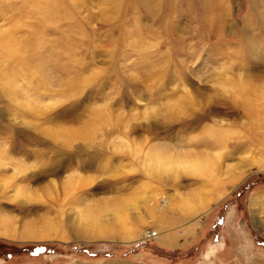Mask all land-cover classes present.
I'll return each mask as SVG.
<instances>
[{"label":"rangeland","instance_id":"obj_1","mask_svg":"<svg viewBox=\"0 0 264 264\" xmlns=\"http://www.w3.org/2000/svg\"><path fill=\"white\" fill-rule=\"evenodd\" d=\"M189 1L0 0V264H264V0Z\"/></svg>","mask_w":264,"mask_h":264},{"label":"bare ground","instance_id":"obj_2","mask_svg":"<svg viewBox=\"0 0 264 264\" xmlns=\"http://www.w3.org/2000/svg\"><path fill=\"white\" fill-rule=\"evenodd\" d=\"M186 1V0H185ZM196 1V0H195ZM198 1V0H197ZM201 2H202V4L204 5V7L203 8H205V11L208 13V14H210L211 15V12H214V11H212L213 9H214V7H212L209 3H208V1L207 0H200ZM189 2H192V0H190ZM217 2V1H216ZM214 3V4H218V3ZM169 3H175V1L174 2H169ZM176 3H178V2H176ZM194 3V2H193ZM172 4V5H173ZM212 4V3H211ZM198 5H201V4H199L198 3ZM219 5V4H218ZM174 6V9L175 8H177L178 9V7L176 6V4L175 5H173ZM173 6H172V8H173ZM171 6L169 5V8H170ZM201 7V6H200ZM168 8V9H169ZM202 8V9H203ZM171 10V9H170ZM216 10V9H215ZM205 11H203V12H205ZM174 12V11H173ZM203 12H202V14H203ZM204 15V14H203ZM208 17V16H207ZM210 17V16H209ZM210 19V18H209ZM204 20V19H203ZM210 21H212V19H210ZM212 23V22H211ZM222 23V22H221ZM221 23H219V24H217L218 25V31L220 32L222 29L221 28H223V25L221 24ZM209 25V24H208ZM213 25H214V27H215V23L213 22ZM212 26V25H211ZM208 28H211V27H208ZM212 30H213V28H212ZM219 32H216V33H219ZM210 33V32H209ZM243 34V33H242ZM225 35V34H224ZM243 35H245V34H243ZM246 36V35H245ZM250 53V52H249ZM248 60V59H247ZM248 61H250V59L248 60ZM239 76V75H238ZM239 80H241V77L239 76ZM243 78V77H242ZM244 79V78H243ZM229 81V79L228 80H226V82H228ZM256 81V80H255ZM237 83H239V82H237ZM236 83V84H237ZM242 83H243V81H242ZM238 86H240V85H238ZM248 87V86H247ZM250 87V86H249ZM238 89H239V87H238ZM234 90H235V88H234ZM241 91H238V94H240V95H242V94H244V93H247V91L249 92V89H247V88H245V87H242L241 89H240ZM219 95V94H218ZM244 95H246V94H244ZM218 97V96H217ZM188 98V97H187ZM221 98V97H220ZM259 98V97H258ZM218 99V98H217ZM260 99V98H259ZM220 100V99H219ZM258 102V101H257ZM264 102V101H263ZM220 103V102H219ZM224 104H226L227 102H223ZM252 103H254L252 100H251V102L248 104V107H249V110H250V112H252L251 113V115H250V117L252 116H254V113H255V110H256V107H255V105L254 104H252ZM261 103V102H260ZM185 105V104H184ZM206 105H208V104H206ZM231 106V105H230ZM232 107V106H231ZM246 110V109H245ZM248 110V111H249ZM262 110V109H261ZM230 111L233 113L234 112V108H230ZM259 111H260V109H259ZM196 112H198V111H196ZM193 113V112H192ZM225 114L226 112L221 108V107H219L217 104L216 105H213V106H210V108L208 109V110H205V113L202 115V114H197L196 116H195V118H194V120L193 121H190V122H185L184 124H182L183 126H185V127H187V128H190V127H192L194 124H196V125H200L201 123H202V121H204L205 119H207V117H209V116H211V115H217V114ZM228 114V113H227ZM219 117V116H218ZM185 119H186V117H185ZM188 119V118H187ZM191 119V118H190ZM184 127V128H185ZM215 131V130H214ZM217 131V130H216ZM180 132V131H179ZM213 132V131H212ZM219 132V131H218ZM221 132V131H220ZM181 133V132H180ZM215 133V132H214ZM223 133V132H222ZM211 135V134H210ZM184 136V135H183ZM215 136V135H214ZM227 136V135H226ZM223 137V136H222ZM225 137V136H224ZM224 137L223 138H220L219 137V139H218V144H217V146H219V147H228V145L226 144L227 143V141H226V139H224ZM228 137V136H227ZM232 138V137H231ZM233 139V138H232ZM229 140V139H228ZM203 141V140H202ZM186 142V141H185ZM195 142V141H194ZM230 142V141H229ZM196 144V143H195ZM206 144V143H205ZM204 146V145H203ZM207 146V145H206ZM216 146V147H217ZM158 147V146H157ZM164 147V146H163ZM159 148V147H158ZM239 148V145L238 144H235V145H233V149H238ZM162 149V148H161ZM222 149V148H221ZM156 150V149H155ZM168 150V149H167ZM159 151V150H158ZM157 151V153H158V155L156 156V154H155V157H153V160H156L157 161V158L159 159V165L160 166H162V167H160V169H163V170H165V171H169V169H171V168H173L172 166H173V164L171 165L170 163H172V159H169L170 157H167L166 159H164V158H162V152H161V154H159L160 152H158ZM166 151V150H165ZM164 151V152H165ZM167 152V151H166ZM228 153V152H227ZM226 153V154H227ZM193 154V153H192ZM170 156V155H169ZM220 154L219 153H217V155L215 156V157H213V159H215V161H216V163H218L219 161V158H220ZM201 158H203V157H201ZM199 159V158H198ZM216 159H218V160H216ZM172 160V161H171ZM202 160V159H201ZM158 162V161H157ZM157 164V163H156ZM183 165V164H182ZM181 165V166H182ZM190 165V164H189ZM248 165V164H247ZM186 167V166H185ZM189 168H192V170L194 169V170H196V171H199V170H205L204 172H206V173H213L214 172V170H217L216 168L213 170V172L212 171H210L213 167H215L214 166V164H213V161H212V159H208V158H206L205 159V161L204 162H202V161H198V162H196V163H193V164H191L190 166H188ZM217 167V166H216ZM219 167V166H218ZM187 168V167H186ZM158 169V168H157ZM175 169V168H174ZM159 170V169H158ZM212 175V174H211ZM215 187V186H214ZM257 201H255L254 202V205L256 206H261L262 204L260 203L259 205L256 203ZM262 202V201H261ZM259 206V207H260ZM169 242H171V241H169ZM173 244V243H172Z\"/></svg>","mask_w":264,"mask_h":264}]
</instances>
